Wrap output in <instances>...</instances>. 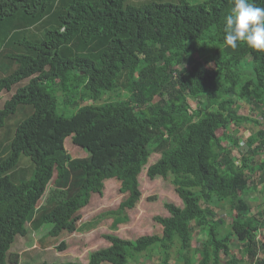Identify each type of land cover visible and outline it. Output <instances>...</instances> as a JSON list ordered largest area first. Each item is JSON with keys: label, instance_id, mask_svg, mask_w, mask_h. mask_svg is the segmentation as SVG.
<instances>
[{"label": "trees", "instance_id": "1", "mask_svg": "<svg viewBox=\"0 0 264 264\" xmlns=\"http://www.w3.org/2000/svg\"><path fill=\"white\" fill-rule=\"evenodd\" d=\"M251 2L264 7V0ZM232 5L0 0V93L17 85L0 109V264L18 263L9 249L28 234L26 224L36 231L49 223L56 237L88 231L105 217L111 229L127 222L152 153L159 157L147 176H170L182 206L165 203L170 215L155 217L161 234L134 241L103 235L109 245L91 251L85 264H133L151 253L158 264L173 257L177 264H219L221 252L226 264H243L245 256L264 264V235L255 238L264 230V208L249 214L245 197L264 188V51L226 46L224 16ZM59 101L75 105V113L58 115ZM242 101L259 114H241ZM242 123L260 128L236 157L239 142L228 130ZM67 137L88 155L72 157ZM111 178L126 197L77 227L79 210ZM224 205L227 224L217 217ZM236 240L240 258L231 253Z\"/></svg>", "mask_w": 264, "mask_h": 264}, {"label": "rangeland", "instance_id": "2", "mask_svg": "<svg viewBox=\"0 0 264 264\" xmlns=\"http://www.w3.org/2000/svg\"><path fill=\"white\" fill-rule=\"evenodd\" d=\"M140 2L143 0H129ZM197 57V55H195ZM188 66L187 64H184ZM206 66L211 67V63H207ZM25 83H19L23 85ZM17 85L13 86L9 92L0 93V109L4 102L10 98L15 91ZM106 98V95H105ZM87 103V102H86ZM240 112L244 115H258L256 109H251L243 101L241 102ZM81 104H85L82 102ZM191 105L195 107V103L191 101ZM75 105L66 106L63 102H58L57 114L64 117H71L76 111ZM259 125H253L251 123H242L236 128L233 124L228 130V134L233 135V138L238 139V142L233 148L231 155L239 157L240 153L246 152V147L249 143H245L246 138L251 133H254L259 129ZM222 131L220 130L218 134ZM65 148L72 157H85L88 155L86 149H83L71 141L70 137L64 140ZM225 145H228V141H224ZM159 157L158 153H152L147 161V164L142 168L141 173L138 176L139 189L141 191V197L136 205L132 209H128V221L121 223L117 228L111 229L112 219L103 218L96 227L88 231H74V232H62L56 237L48 235L51 229V224L46 223L37 231H32L29 224H26L28 234L26 236H16L14 242L11 244L9 252L16 253L17 264H41L42 262H62V261H77L84 262L87 260L91 251L103 248L109 245L103 237L105 234H114L120 238L134 241L136 238L142 235L161 234L162 226L155 219V217L169 216L170 213L164 206L165 203H173L177 206H182L181 199L178 197L175 186L171 183L170 176L166 178L156 177L150 179L147 174V168L150 164L155 162ZM262 156H256V160H260ZM55 177V175H54ZM256 178V177H255ZM254 181V179H251ZM120 182L117 179H108L105 181L103 193L101 195L93 194L89 203L79 210L78 219L76 220V226L84 222H91L96 219L102 212L112 209H117L120 201L126 197V193L119 191ZM258 194H246L247 203L250 207L249 214H255L257 210L264 206L260 205L262 202L264 205V188L262 184L258 185ZM48 190V189H47ZM47 193V191H46ZM257 195V199H256ZM44 200V198H42ZM42 199L40 203H42ZM260 205V206H258ZM227 205L223 206V209L217 211V217H222L226 224L229 223L230 217L227 213ZM261 232L258 236L259 239L263 238L264 230L260 228ZM64 246L59 247L61 244ZM199 243L198 230H194L193 244ZM231 253L235 257L240 258L245 252L241 249V244L236 240L233 243ZM174 256V254H173ZM223 257V256H222ZM158 256L156 253H151L149 256H141L139 261L133 264H158ZM225 259V258H224ZM223 259V260H224ZM245 259L244 264H250L249 259ZM107 264V263H103ZM170 264H177L174 257L171 259Z\"/></svg>", "mask_w": 264, "mask_h": 264}, {"label": "clouds", "instance_id": "3", "mask_svg": "<svg viewBox=\"0 0 264 264\" xmlns=\"http://www.w3.org/2000/svg\"><path fill=\"white\" fill-rule=\"evenodd\" d=\"M223 32L226 46L232 49L243 43L250 49L264 51V7L251 0H233L224 16Z\"/></svg>", "mask_w": 264, "mask_h": 264}, {"label": "crops", "instance_id": "4", "mask_svg": "<svg viewBox=\"0 0 264 264\" xmlns=\"http://www.w3.org/2000/svg\"><path fill=\"white\" fill-rule=\"evenodd\" d=\"M45 225V224H44ZM33 231V230H32ZM37 231V230H36ZM260 231L259 230H257L256 231V240H258V236L260 235ZM258 255H260V253L258 254ZM223 256V257H222ZM225 258V259H224ZM224 259V260H223ZM226 260H227V256L225 257L224 256V254L221 252V258H220V260H219V264H226ZM88 261V258H87V260L86 261H84V262H82V263H80V262H78L79 264H85L86 262ZM62 262H65V261H62ZM77 262V261H76ZM244 262H245V260H244ZM244 262H243V264H244ZM48 263H51V262H48ZM103 263H107V264H110V263H108V262H102L101 264H103Z\"/></svg>", "mask_w": 264, "mask_h": 264}]
</instances>
